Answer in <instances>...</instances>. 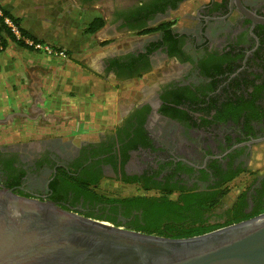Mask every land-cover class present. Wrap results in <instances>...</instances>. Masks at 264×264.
<instances>
[{
    "label": "flooded vegetation",
    "instance_id": "af4514ba",
    "mask_svg": "<svg viewBox=\"0 0 264 264\" xmlns=\"http://www.w3.org/2000/svg\"><path fill=\"white\" fill-rule=\"evenodd\" d=\"M103 1V82L128 105L0 145V189L172 239L264 213V0Z\"/></svg>",
    "mask_w": 264,
    "mask_h": 264
},
{
    "label": "crops",
    "instance_id": "0c3cea01",
    "mask_svg": "<svg viewBox=\"0 0 264 264\" xmlns=\"http://www.w3.org/2000/svg\"><path fill=\"white\" fill-rule=\"evenodd\" d=\"M109 7L110 4L103 0H0V15L7 13L27 35L68 55L66 59L49 57L17 45L1 34L2 118L13 117L27 127L37 123L44 125L57 118L64 120L69 131H75L76 125L79 130L86 124L88 128H99L102 119L83 120L84 126L78 116H84L87 111L90 116V111H101L100 97L106 96L111 88L103 82L107 79L101 70L105 55L102 45L109 38L106 23ZM94 22H99L100 27L91 31ZM22 40L27 44L28 39ZM128 40L123 38L121 43ZM116 46L115 43L113 48ZM128 99V93L116 96V110L123 109ZM74 100L79 102L83 111L64 113L75 109ZM26 118L31 121L26 122ZM1 124H7V121Z\"/></svg>",
    "mask_w": 264,
    "mask_h": 264
},
{
    "label": "water",
    "instance_id": "95a60500",
    "mask_svg": "<svg viewBox=\"0 0 264 264\" xmlns=\"http://www.w3.org/2000/svg\"><path fill=\"white\" fill-rule=\"evenodd\" d=\"M0 264H264V213L172 239L124 230L0 189Z\"/></svg>",
    "mask_w": 264,
    "mask_h": 264
},
{
    "label": "rangeland",
    "instance_id": "374dc122",
    "mask_svg": "<svg viewBox=\"0 0 264 264\" xmlns=\"http://www.w3.org/2000/svg\"><path fill=\"white\" fill-rule=\"evenodd\" d=\"M0 46H2L1 37H0ZM21 52H23V51L21 50ZM65 54H66V58H67L68 55H67V53H65ZM105 95H106V93H105ZM100 96H102V95L100 94ZM91 97L95 98V96L93 94H91ZM100 98H102V100L99 102L98 105L101 107L100 108L101 111H90L91 116L89 115L88 111L85 112L86 114H84V116L79 115L78 118L83 123H84L83 120L91 119L93 121H96L97 119H101L103 114L105 113V111L110 112L111 115L115 114V111H116L115 107L116 106L114 103V99L116 97H115V91L113 90V88L112 87L110 88V90L107 92L106 96L103 95ZM105 98H107V100H105ZM73 102H74L73 106L75 109H69L71 111L68 110L64 113L68 112V114H70L73 111L75 112L76 110L81 111V112L83 111L80 109V108H82V106H80L78 101L74 100ZM95 102L96 101H92V103H95ZM124 104L126 107L128 105V101H126ZM71 108H73V107H71ZM117 110H119V109H117ZM77 114H79V112H77ZM5 121H7V124H1V122H5ZM45 123L46 124H44V125L37 123V124L30 125L29 127H27L26 125L19 123L17 119L14 120L13 117H8L6 120L5 118H2V115H0V125H1L0 126V145L5 146V145L18 144V143L25 141V140H27V141L28 140L29 141L34 140L35 141V140L41 138L42 134H50V132L52 131L53 124H56L57 122H54L51 120V121L45 122ZM84 126H85V123H84ZM87 128H88V125L86 124L85 128L80 129L79 133L84 135L86 133ZM233 197H234V193H233V191H231V193H229L227 195L228 201L232 200L231 198H233Z\"/></svg>",
    "mask_w": 264,
    "mask_h": 264
},
{
    "label": "trees",
    "instance_id": "16d2710c",
    "mask_svg": "<svg viewBox=\"0 0 264 264\" xmlns=\"http://www.w3.org/2000/svg\"><path fill=\"white\" fill-rule=\"evenodd\" d=\"M4 18H8V20L17 28L18 33L21 37L20 39H17V36H15L11 32L10 28L4 22ZM98 27H100V23L94 22L91 25V31L96 30ZM1 34L6 35L13 43L20 45V46L27 47L32 50H34L33 47L29 46L28 44H25L22 39H28L34 43H39L37 40L33 39L32 37L27 35L23 30H21L18 22L15 19H13L10 15H8L7 13H3V15L0 16V35ZM156 231L158 232L159 230L150 229V228L144 230L146 234H153L152 232H156ZM207 232H210V231L208 229L203 230V229H194V228H180V229L175 230L176 236H174V238H177V239L191 238V237L203 235Z\"/></svg>",
    "mask_w": 264,
    "mask_h": 264
},
{
    "label": "built area",
    "instance_id": "2783aa9c",
    "mask_svg": "<svg viewBox=\"0 0 264 264\" xmlns=\"http://www.w3.org/2000/svg\"><path fill=\"white\" fill-rule=\"evenodd\" d=\"M2 16V15H0ZM4 22L7 24V26L10 28L11 32L19 37V33H18V30L17 28L8 20V18H4ZM27 41V44L29 46H32L33 49L35 51H40L44 54H46L47 56H50V57H56V58H61V59H66V54L64 51L62 50H58V49H55L51 46H49L48 44H44V43H34L30 40H26Z\"/></svg>",
    "mask_w": 264,
    "mask_h": 264
}]
</instances>
